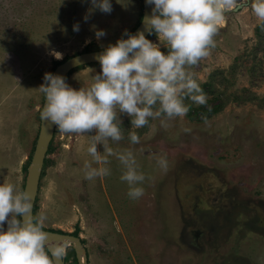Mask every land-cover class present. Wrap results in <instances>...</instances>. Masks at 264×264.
<instances>
[{
  "label": "rangeland",
  "instance_id": "obj_1",
  "mask_svg": "<svg viewBox=\"0 0 264 264\" xmlns=\"http://www.w3.org/2000/svg\"><path fill=\"white\" fill-rule=\"evenodd\" d=\"M90 6V0H0V183L25 187L41 129L44 96L37 87L44 73L115 43L143 17V0L127 7L112 0L110 13L96 9L85 21ZM92 25L106 35L97 40ZM147 38L158 42L154 33ZM213 39L209 55L190 68L206 104L186 100L188 113L167 127L150 118L130 129V117L120 114L124 138L110 146L133 148L147 177L140 198L127 196L114 157L110 175L85 179L88 135L55 128L34 216L46 215V229L77 230L89 264H264V25L248 0H235ZM99 71V63L82 65L66 80L87 86ZM130 130L139 144H129ZM153 153L166 155L167 171L156 167ZM65 260L78 264L72 245Z\"/></svg>",
  "mask_w": 264,
  "mask_h": 264
},
{
  "label": "clouds",
  "instance_id": "obj_2",
  "mask_svg": "<svg viewBox=\"0 0 264 264\" xmlns=\"http://www.w3.org/2000/svg\"><path fill=\"white\" fill-rule=\"evenodd\" d=\"M127 7L132 0H116ZM62 3V0H61ZM151 13L143 17V30L131 33L124 29L115 43L109 42L96 54L100 71L91 75L87 86L74 88L65 76L45 72L39 92L44 104L40 117L60 131L88 135L85 148L90 159L82 165L87 180L110 175V157L121 166L119 179L127 185L130 199L140 198L145 189L146 174L140 169L131 147L114 149L124 138L120 114L130 117V129L142 128L150 118L167 120L184 117L190 108L207 103V95L194 78L191 66L209 55L215 46L224 11L235 0H145ZM91 6L83 19L96 9L110 13L112 0H90ZM259 24L264 25V0H248ZM94 29L97 40L106 35L102 28ZM79 31V24H73ZM155 34L158 42L147 38ZM86 39L85 43H89ZM163 49L165 50H162ZM60 59L61 53L54 52ZM94 134H90L93 133ZM189 131V129H184ZM130 145L140 143L136 131L128 132ZM103 150L98 151L97 145ZM142 150V149H141ZM156 167L168 169L166 155L153 153ZM32 194L19 189L13 182L0 183V264H55L53 258L66 255L68 242H53L44 231L46 215L31 214ZM5 222L7 227L5 228Z\"/></svg>",
  "mask_w": 264,
  "mask_h": 264
},
{
  "label": "water",
  "instance_id": "obj_3",
  "mask_svg": "<svg viewBox=\"0 0 264 264\" xmlns=\"http://www.w3.org/2000/svg\"><path fill=\"white\" fill-rule=\"evenodd\" d=\"M151 13V5L145 3L143 0V17L147 14ZM143 17L140 24L137 28L132 32L133 34L137 32V30H143ZM145 35L149 34L145 32ZM102 49L84 51L79 54H75L63 62H61L54 70L53 73H59L63 76H67L73 69L90 64V63H99L95 56L97 53L101 52ZM55 128L53 124H51L47 119H41V129L38 136L37 144L35 147V152L32 158V162L29 165V172L27 181L24 189L28 190L32 194V208L31 214L34 216V207L39 191L40 179L42 170L44 167L45 157L49 149V145L54 137ZM44 231L48 233V239L53 242H63L67 241L68 245H72L76 250V255L78 259V264H89L88 263V254L87 249L83 244L82 238L80 236L66 233V232H58L50 229L44 228ZM55 260V264H66L65 256L61 258H53Z\"/></svg>",
  "mask_w": 264,
  "mask_h": 264
},
{
  "label": "trees",
  "instance_id": "obj_4",
  "mask_svg": "<svg viewBox=\"0 0 264 264\" xmlns=\"http://www.w3.org/2000/svg\"><path fill=\"white\" fill-rule=\"evenodd\" d=\"M90 51V50H89ZM64 60H62V62H63ZM61 63V62H60ZM207 85V84H206ZM216 111H218V109H214V110H212L211 112H216ZM36 207V206H35ZM35 207H34V213H35ZM54 231H57V230H54ZM58 232H63V231H58ZM71 234H74V235H77V236H79V233H78V231L76 230L75 232H73V233H71Z\"/></svg>",
  "mask_w": 264,
  "mask_h": 264
}]
</instances>
